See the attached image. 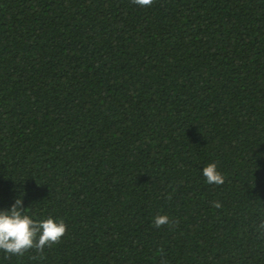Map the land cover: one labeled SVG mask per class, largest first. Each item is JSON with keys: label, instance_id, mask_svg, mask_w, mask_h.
I'll use <instances>...</instances> for the list:
<instances>
[{"label": "trees", "instance_id": "obj_1", "mask_svg": "<svg viewBox=\"0 0 264 264\" xmlns=\"http://www.w3.org/2000/svg\"><path fill=\"white\" fill-rule=\"evenodd\" d=\"M16 198L66 232L0 264H264V0H0Z\"/></svg>", "mask_w": 264, "mask_h": 264}, {"label": "clouds", "instance_id": "obj_2", "mask_svg": "<svg viewBox=\"0 0 264 264\" xmlns=\"http://www.w3.org/2000/svg\"><path fill=\"white\" fill-rule=\"evenodd\" d=\"M135 3L146 6L151 0H135ZM201 175L209 184L223 183V176L214 163L203 167ZM166 219L165 216H157L156 226L164 224ZM65 232L66 224L62 219L53 216L35 219L26 213L20 198H16L9 209L0 210V250L6 253L22 255L33 247L42 250L58 242Z\"/></svg>", "mask_w": 264, "mask_h": 264}]
</instances>
